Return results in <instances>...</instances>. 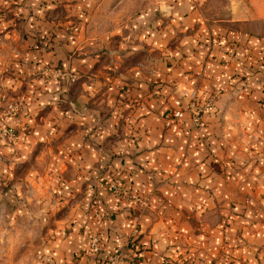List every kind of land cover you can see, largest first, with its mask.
<instances>
[{"label": "crops", "instance_id": "1", "mask_svg": "<svg viewBox=\"0 0 264 264\" xmlns=\"http://www.w3.org/2000/svg\"><path fill=\"white\" fill-rule=\"evenodd\" d=\"M105 1L62 0L68 9L64 14L58 13L63 9L55 8L54 0H0V88L49 60L62 57L66 64L62 54L37 48L32 36L52 35L59 25L63 28L59 34L67 36L72 30L61 19L66 23L70 18L76 19L81 31L87 7L92 11L90 21ZM191 20L158 29L161 17L150 5L110 29L108 35L126 38L141 28L135 38L111 44L118 46L113 49H127L126 54L139 48L158 53L174 50L176 58L172 66L164 59L152 70L143 66L147 61L129 66L131 83L125 82L124 89L118 77H97L99 84H107L103 97L86 75L80 81V94L74 96L81 112L55 106L60 85L38 78L31 82L29 128L20 131V147L32 146L43 137L50 140L67 122H78L58 145L64 153L61 167L70 162L73 169L70 184L75 189L69 200L76 206L75 217L68 220L67 235L47 243L53 256L49 264H101V257L88 253L93 235L99 236L103 255L120 253V264H264V105L259 102L264 98L260 60L264 38L230 31L220 41H232L233 46L225 47L233 52H220L228 57L222 61L212 49L219 30H206L201 37L197 31L205 24L195 17ZM193 24L195 30L192 26L188 31ZM177 30L183 34L177 36ZM166 34L176 35L170 46ZM97 60L96 55L82 54L73 58L72 67L78 64L88 72ZM193 92L201 98L212 92L217 95L202 116L201 129L192 124L186 110ZM91 96L94 102L87 108ZM99 98L109 105L105 113L103 106L95 105ZM47 105L48 113L37 120L38 111ZM178 110L183 111L181 116L175 115ZM57 121L63 124L55 132ZM118 174L129 188L149 195L150 204L139 216L133 215L130 201L119 199L98 182ZM231 202L241 206H230ZM131 235L140 254L133 262L128 260L133 250L126 246Z\"/></svg>", "mask_w": 264, "mask_h": 264}, {"label": "rangeland", "instance_id": "2", "mask_svg": "<svg viewBox=\"0 0 264 264\" xmlns=\"http://www.w3.org/2000/svg\"><path fill=\"white\" fill-rule=\"evenodd\" d=\"M177 1L107 0L100 5V9L95 12L90 21L89 18L92 11H89L86 6L88 15L80 24V27L83 28L81 31L78 28L79 24L76 19L70 18L71 21L66 23L63 22L64 19H61L63 26L68 30H72L69 35L66 34L67 36L59 34L58 30L63 29L61 25L57 26L58 29L56 28L52 35L32 36V38L36 39L37 48L43 47V50L51 51V54H62L60 56L66 58L68 64L62 62V57L57 59V61L49 60L37 71L23 78L14 76L13 81L11 78L10 83H2L1 85L0 264H49L53 256L50 253L52 249L47 246V243L52 241L51 245L55 239L67 235L69 230L66 226L68 225V220L75 217L74 210L76 206H71V201L69 200L72 191L75 189L70 184L73 169L71 164H69L70 162H66V167H61V161L59 160H61L64 153L60 151L58 145L66 137L65 132H68L69 127L77 125L78 122H67L63 128L64 130L59 131L63 123L57 121L54 125L56 127L54 131H59L58 135L49 138L50 140L43 137L32 146H26V148L20 147L18 143L20 131L24 128H29V123L26 120L30 106L28 93L31 88L30 84L35 78L42 80V83L54 82L60 85L57 98L55 99L57 105L55 106L57 108L72 109L73 112L78 113L83 108H81L82 105L81 107L78 105L74 96L77 93L80 94L82 90L80 81L86 75L85 80L96 82V85L94 83L95 89L97 88L96 92L97 94L99 93L98 95L103 92V97L106 94L104 89L107 84H99L97 77H118L120 84L123 86L121 89H124L126 86L125 82L131 83V76L126 71L129 66L136 64L141 66L138 62L147 61L145 64L149 66H143L152 70L158 68V62H162L164 59L168 60V66H172V60L176 58L174 50L169 53H158L156 50L146 51L139 48L130 54H126L127 49H113L118 48V46H111V44L118 45L119 40H126L133 36L135 38L136 33L141 28L136 29L133 26L136 29L134 34L127 35L126 38L115 34L108 35L107 32L115 26L123 25L125 21L129 20L130 16H134L141 9L150 5L153 7L156 16L161 17L160 24H156V28L159 26L163 27L169 23L173 24V22H184L183 20L189 17L191 23V17H195L198 23L205 24L204 27L197 31L201 37L204 36L206 30H214L213 32L219 30L217 35H215L216 40L213 42L216 46L212 47V49L215 48L213 55L216 57L221 56L222 61L228 60V57L220 52L229 54L233 52L225 47L227 44L233 46L234 44H231L232 41L228 40L226 43L220 41L223 36L227 37L230 31L240 30L246 34L264 38V0H186V2L181 3ZM54 3L55 5L57 3L55 8L63 9L62 11L58 10V13H67L68 9L64 7L66 5L62 4V0H54ZM179 15L181 18H179ZM155 20L157 21L158 18ZM151 26L154 27V23ZM77 28L80 33H76ZM190 28L193 31L196 25L189 26L187 30L190 31ZM222 30H225L224 34ZM179 33L183 34V32L179 31L177 36H179ZM165 37L167 38V46H170L173 44L176 35L166 34ZM205 38L203 42L207 44L208 42ZM77 40L79 41L77 42ZM77 43H79L77 47L74 46L70 49L69 46H65V44L73 46ZM119 43L122 44V42ZM88 53L96 55L98 59L89 68L88 72L85 69H79L76 62L74 63L76 65L72 67L73 58ZM198 56L204 57L205 54ZM260 60L264 64V49L261 52ZM153 65H155V68ZM143 73L146 72L143 71ZM95 89L92 87L90 90L95 91ZM112 91H114V88H112ZM93 98L94 96H91V98L87 99L85 103L87 108L94 102ZM101 98L95 102V105L103 106L102 113H105L109 105L107 104L108 106H106L104 104L106 101ZM259 102L262 103V100H259ZM50 108V105L41 108L37 113V120H39V117L45 116ZM128 108L123 111L126 113ZM108 115H105L102 120ZM120 121H122V117ZM8 131H11L13 135L9 136ZM115 136L120 138L121 133L119 132ZM112 178L121 180L128 187L120 174ZM102 180L100 179L98 182ZM110 191L117 196L111 189ZM136 193L142 197L144 202H136L127 197H117L121 200L130 201L135 206L133 215L139 216L140 212L149 206L150 198L148 194H142L138 191ZM233 204L231 202L230 206H241ZM136 206L140 207L137 208ZM136 223L135 229L138 228V221ZM132 237L131 235L127 238L126 246L137 251L135 249L136 239ZM168 263L169 261L166 264Z\"/></svg>", "mask_w": 264, "mask_h": 264}, {"label": "built area", "instance_id": "3", "mask_svg": "<svg viewBox=\"0 0 264 264\" xmlns=\"http://www.w3.org/2000/svg\"><path fill=\"white\" fill-rule=\"evenodd\" d=\"M215 99V93H208L202 96L197 95V93L193 92L192 97L186 107V110L190 113V118L192 121V124L198 128H202V116L205 113V111L209 108H211L214 104ZM262 105H264V98L262 100ZM183 113L182 110H178L175 112V115L181 116ZM7 131V130H6ZM8 135L12 136L13 134L11 131H8ZM101 185H105L108 188H110L117 196L121 197H127L133 201L138 202H144L142 197L136 193L135 190H131L130 188L126 187L121 180L116 178H110L108 180H104L100 182ZM137 208L140 206H136ZM142 207V206H141ZM133 250V248H131ZM89 254L99 256L101 257V264H120L119 263V257L120 253H109V254H102V247H101V241L98 235H93L90 239V245H89ZM140 257V254L133 250L131 257L128 259L130 261H136Z\"/></svg>", "mask_w": 264, "mask_h": 264}, {"label": "trees", "instance_id": "4", "mask_svg": "<svg viewBox=\"0 0 264 264\" xmlns=\"http://www.w3.org/2000/svg\"><path fill=\"white\" fill-rule=\"evenodd\" d=\"M263 64V63H262ZM263 97H264V89H263Z\"/></svg>", "mask_w": 264, "mask_h": 264}]
</instances>
